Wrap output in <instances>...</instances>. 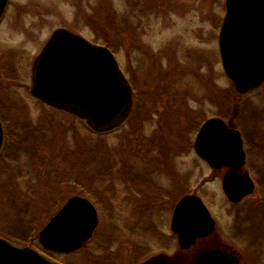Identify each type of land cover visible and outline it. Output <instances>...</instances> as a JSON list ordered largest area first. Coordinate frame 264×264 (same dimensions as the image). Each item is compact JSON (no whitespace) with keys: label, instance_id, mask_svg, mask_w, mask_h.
Instances as JSON below:
<instances>
[{"label":"rangeland","instance_id":"rangeland-1","mask_svg":"<svg viewBox=\"0 0 264 264\" xmlns=\"http://www.w3.org/2000/svg\"><path fill=\"white\" fill-rule=\"evenodd\" d=\"M224 1L8 0L0 20V237L59 264H137L162 248L172 256L178 251L174 239L159 244L139 236V228L156 218L165 237L171 211L162 215L154 207L155 213L136 214L135 221L133 200L130 207L122 199L131 194L124 181L133 180L138 168L155 169L154 192L161 187L168 193L165 202L174 203L170 192L180 179L181 195L197 194L216 222L207 242L181 250V264L211 241L234 249L240 264H264V83L237 94L223 71L218 33ZM57 28L114 54L134 92L131 115L119 128L94 133L30 95L32 61ZM214 116L241 133L243 169L255 183L237 205L222 191L223 170L214 171L192 149L198 128ZM157 161L172 166L173 177L164 172L168 168L157 170ZM70 194L83 195L99 210L97 228L76 252L46 250L38 234ZM136 238L149 244L138 247L135 261Z\"/></svg>","mask_w":264,"mask_h":264},{"label":"water","instance_id":"water-1","mask_svg":"<svg viewBox=\"0 0 264 264\" xmlns=\"http://www.w3.org/2000/svg\"><path fill=\"white\" fill-rule=\"evenodd\" d=\"M7 1L0 0V19ZM224 5L218 33L220 61L235 92L246 94L264 83V0H225ZM30 77L31 96L85 121L94 132L119 127L131 112L132 89L111 50L66 28L51 33L32 63ZM2 135L0 124V146ZM193 147L211 168L228 169L222 190L229 202L237 203L253 192L249 174L237 173L246 160L237 129L219 117L210 118L199 128ZM96 225L92 204L72 196L39 232L38 242L49 251L72 252L90 239ZM171 228L185 250L197 238L213 233L215 222L198 197L187 195L174 209ZM0 264L59 263L0 237ZM142 264L162 263L155 257ZM189 264H240V260L235 252L215 250L199 254Z\"/></svg>","mask_w":264,"mask_h":264},{"label":"flooded vegetation","instance_id":"flooded-vegetation-1","mask_svg":"<svg viewBox=\"0 0 264 264\" xmlns=\"http://www.w3.org/2000/svg\"><path fill=\"white\" fill-rule=\"evenodd\" d=\"M132 91H133V87H132ZM40 103H42V102H40ZM133 103H134V92H133V102H132L131 112H132V109H133ZM130 115H131V113H130ZM0 124H1V129H2V132H3L1 146H0V155H1L2 154V151H3V148H4V145H5V128H4L3 123H2L1 120H0ZM121 125H123V124H121ZM194 140H195V138H194ZM193 144H194V141H193ZM193 144H192V149L194 151ZM155 168L157 170H160V169H164L165 170V169L168 168V170L167 171H164V172L167 173L168 176L170 175L171 177H173V174L171 175V173H176L175 169L172 166H169V165L163 166V165L159 164V161H157V165H155ZM138 169H137V171L134 172V175L133 176H135L136 174H137V176L133 180H128L126 178V180H128V181H124L128 185V188L131 191V194H130V197H128V198H122L123 199V202L125 204L128 203V205H130L129 202L133 200V202L135 204V208H134V211H133L134 213H132V215H131V216H133L132 218H134V220L136 221V219H138V215H136V214H139V213L140 214H143L144 212L145 213H148V215H150V214L152 215L153 213H155L156 209H157V211L161 212L162 215H164L169 210L171 211L170 218H169L168 225H167L168 233H165V237L163 236L164 235V232L163 231L161 232V234L159 232V221L156 218H153L152 221H150V218H149V222L147 221L148 222L147 224H143V226L146 227L145 229H140L139 228V236L142 233L144 235H147L148 234L150 236V239L153 238L155 240V238H157V243H159V244L164 243V241H167L166 243H169L170 240H173L174 239L176 241L177 246H178V251L175 254H173L172 256H169L168 254H166V253L163 252L164 251V248H162L163 249L162 251H160L158 253H155V254H152V255H148L147 258L145 257V259H141V261L139 263H137V264H142L143 262L148 261L150 259H153L155 257H160V260H161V263L162 264H181L180 263V261H181V246L179 244V240H178L177 235L172 231V228H171L172 218H173V212H174V209H175L176 205L181 201V198H183L184 196H187V195L197 196V197H199V196L197 194L195 195V194H190V193L181 195V180L179 179V181L176 183V186H175V188H176L175 189V193H173V191L170 192V195H171L172 200L174 201V203L173 204H168L167 201L165 202V198H169V194L168 193H164L163 190H160L161 187L156 188L157 190H156V192H154V185L156 184V182H157L156 179H158V178L157 177H154L156 179H153L152 180L151 177H153L152 176V173H153L152 171H154L155 169H153L152 171H146V172H144V171L143 172H140L139 171L140 169L139 170ZM157 170L155 172H157ZM213 170L216 171V172L217 171L220 172L221 170H223L222 179H223L225 173L228 171V169H226V168L213 169ZM242 172H247V171L244 170V169H242L241 171H237V173H242ZM154 174L156 176H159L160 175L159 171L157 173H154ZM119 180H120V178H119ZM72 195H78V196H81V197L83 196L81 194H72ZM83 198L87 199L86 197H83ZM244 198L245 197H243L241 199V201ZM87 200L92 204V206L95 209V212H96V215H97V225H98V215L100 214L98 212L99 210L95 207V205L89 199H87ZM241 201H239L238 203H240ZM149 202H151V203L149 204V206H147V204ZM238 203H231V204L232 205H237ZM151 205H153V206H151ZM131 206L132 205H130V207ZM171 206H172V210H171ZM154 207H156V209H154ZM142 208L144 210L141 213L140 210ZM120 213H123V211H121ZM180 218H181V214H180ZM166 221H167V219H166ZM97 225H96V227H95V229H94V231H93L92 236L90 237V239L87 242H85L80 247V249L86 243H88L91 240V238L93 237L94 232H95V230L97 228ZM215 225H216V222H215ZM133 228L134 227H131L130 229H133ZM179 231H181V224L180 223H179ZM137 232H138V230L134 233L136 237H137ZM213 234L214 233H211L210 235H208L206 237H202V238L197 239L195 241L194 245L200 239H202L205 242H207L208 241L207 239L210 238ZM148 244H149V242L148 241H145L143 239H142V242H139L137 240V238L134 240L133 245H132V248L134 250L132 252V258L135 259V261L137 260V258H139V257H135V254L137 253L138 247L139 246H144L145 247V246H148ZM210 244L211 245L204 246V248L202 250H200V253H198L195 257H197L199 254L204 253V252L218 250V251H222V252H225V253L235 252V255L239 258L237 252L234 249H232L231 247H229V246H222L221 245L222 243H220V242L212 243V241H211ZM213 244H216V245H213ZM217 244H220V245H217ZM194 245H192V246H194ZM80 249H78V250H80ZM78 250H76V251H78ZM76 251H74V252H76ZM182 251H185V250H182ZM194 258L188 260L189 262L187 261L186 264H189ZM179 259H180V261H179ZM239 260H241V259L239 258Z\"/></svg>","mask_w":264,"mask_h":264},{"label":"trees","instance_id":"trees-1","mask_svg":"<svg viewBox=\"0 0 264 264\" xmlns=\"http://www.w3.org/2000/svg\"><path fill=\"white\" fill-rule=\"evenodd\" d=\"M72 194H70V196H71Z\"/></svg>","mask_w":264,"mask_h":264}]
</instances>
